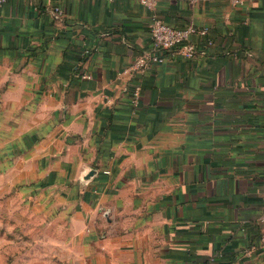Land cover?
<instances>
[{
	"label": "crops",
	"instance_id": "crops-1",
	"mask_svg": "<svg viewBox=\"0 0 264 264\" xmlns=\"http://www.w3.org/2000/svg\"><path fill=\"white\" fill-rule=\"evenodd\" d=\"M157 11L207 35L141 73L138 0L2 5L0 172L53 264H264V0Z\"/></svg>",
	"mask_w": 264,
	"mask_h": 264
},
{
	"label": "rangeland",
	"instance_id": "rangeland-1",
	"mask_svg": "<svg viewBox=\"0 0 264 264\" xmlns=\"http://www.w3.org/2000/svg\"><path fill=\"white\" fill-rule=\"evenodd\" d=\"M8 183L0 172V264H53L58 258L48 251L47 224Z\"/></svg>",
	"mask_w": 264,
	"mask_h": 264
},
{
	"label": "built area",
	"instance_id": "built-area-1",
	"mask_svg": "<svg viewBox=\"0 0 264 264\" xmlns=\"http://www.w3.org/2000/svg\"><path fill=\"white\" fill-rule=\"evenodd\" d=\"M8 0H0V9ZM141 6L150 11V50L147 55H142L135 63L134 67L143 73L151 64H160L165 60L164 54L180 51L181 54L191 59L196 52L195 45L190 41L193 34L200 36L207 35V29H197L194 27L179 28L167 23L157 11L158 0H138ZM55 14L61 15L59 7L54 8ZM108 173V172H105ZM259 241L258 245L264 252V203L261 215L259 217Z\"/></svg>",
	"mask_w": 264,
	"mask_h": 264
}]
</instances>
